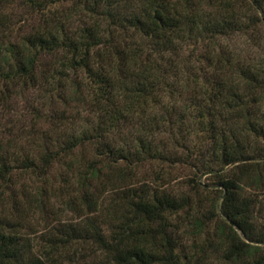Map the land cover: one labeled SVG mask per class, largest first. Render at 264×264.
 I'll use <instances>...</instances> for the list:
<instances>
[{"label": "trees", "instance_id": "16d2710c", "mask_svg": "<svg viewBox=\"0 0 264 264\" xmlns=\"http://www.w3.org/2000/svg\"><path fill=\"white\" fill-rule=\"evenodd\" d=\"M248 190L264 0H0V264H264Z\"/></svg>", "mask_w": 264, "mask_h": 264}, {"label": "rangeland", "instance_id": "374dc122", "mask_svg": "<svg viewBox=\"0 0 264 264\" xmlns=\"http://www.w3.org/2000/svg\"><path fill=\"white\" fill-rule=\"evenodd\" d=\"M174 175H177L178 177L183 176V174H180L176 170L174 172ZM245 194L246 195H250V196L251 195L254 196L255 199L257 200V202H259V203H257V205L254 208L255 211H258V207H262V209L264 210V194L263 193H261V192H257L256 193L255 190H248V191L245 192ZM259 204H260V206H259ZM259 213H260L259 214V217H262L264 215V212L263 211L262 212H259ZM263 223H264V221L261 218H259L257 220V228L259 229L260 228V225L263 224ZM212 229H213V227H212ZM207 263L208 264H221L220 263V253H219V251H218V253H216L214 255H211L210 258L208 259Z\"/></svg>", "mask_w": 264, "mask_h": 264}]
</instances>
